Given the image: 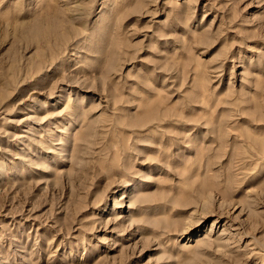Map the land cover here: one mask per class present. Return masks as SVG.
Returning a JSON list of instances; mask_svg holds the SVG:
<instances>
[{
	"label": "rangeland",
	"instance_id": "1",
	"mask_svg": "<svg viewBox=\"0 0 264 264\" xmlns=\"http://www.w3.org/2000/svg\"><path fill=\"white\" fill-rule=\"evenodd\" d=\"M0 264H264V0H0Z\"/></svg>",
	"mask_w": 264,
	"mask_h": 264
}]
</instances>
